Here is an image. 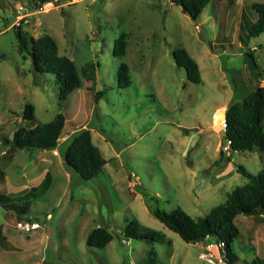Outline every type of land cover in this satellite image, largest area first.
I'll list each match as a JSON object with an SVG mask.
<instances>
[{"label": "rangeland", "instance_id": "obj_1", "mask_svg": "<svg viewBox=\"0 0 264 264\" xmlns=\"http://www.w3.org/2000/svg\"><path fill=\"white\" fill-rule=\"evenodd\" d=\"M261 2L211 0L193 21L169 0H62L34 11L29 0H0V194L25 202L29 189L50 174L47 189L27 198L34 227H19L27 220L0 204V264H146L151 250L157 264L221 263L216 246L186 243L152 211L180 207L203 217L248 182L239 166L252 174L264 169V151L221 157L223 140L213 128L217 106L227 114L231 104L264 86V32L248 35L257 18L252 4ZM17 27L27 38L53 37L59 54L75 63L81 88L61 101L56 77L36 72L18 54ZM121 36L125 54L115 56ZM179 47L197 63L199 83L177 66L172 52ZM121 63L129 69L128 86L117 77ZM99 91L104 94L95 99ZM27 104L34 107L31 121L22 119ZM57 114L66 122L56 149L5 144L11 132ZM83 130L105 159L90 180L63 161L70 140ZM132 220L160 238H126ZM235 224L234 264L264 259V216L238 214ZM96 227L112 234L104 248L87 245Z\"/></svg>", "mask_w": 264, "mask_h": 264}, {"label": "trees", "instance_id": "obj_2", "mask_svg": "<svg viewBox=\"0 0 264 264\" xmlns=\"http://www.w3.org/2000/svg\"><path fill=\"white\" fill-rule=\"evenodd\" d=\"M61 1L29 0V6L31 11H34L45 4ZM169 1L179 6L184 14L195 21L211 0ZM251 8L257 18L250 24L248 35L257 37L264 32V3H253ZM15 36L18 54L23 59L29 58L36 72L51 73L56 77L61 101L66 100L74 90L81 88L82 80L75 63L67 56L59 54L58 44L53 37L43 35L38 38H27L19 27L15 29ZM125 46V39L121 36L114 43V55H124ZM172 54L177 66L185 70L188 80L199 83L201 80L199 67L187 51L179 47L173 50ZM245 54L254 60L252 52H245ZM86 68H89L91 73L88 78L94 79L95 69L92 63H87ZM117 77L124 82V86L130 84L129 69L125 63L118 66ZM103 94V91L97 92L95 99H99ZM33 118L34 107L27 104L22 119L31 121ZM65 121L66 118L63 114H57L48 122L36 124L30 128L20 127L15 130L13 141L7 137L4 142L13 149H56ZM226 125V136L223 139L231 141L230 151H264V86L258 87L243 100L228 107ZM220 154L222 157L221 152ZM230 156L231 153L228 157L230 158ZM63 161L69 169L77 172L84 180L96 177L105 165V159L100 149L92 142L89 130L80 131L70 140L63 153ZM238 172L248 182L233 188L222 204L212 208L203 217L193 218L180 207L170 213L154 209L152 214L167 228L177 233L186 243L202 242L207 238H214L215 243L223 242L224 253L220 248H217L218 252L225 257L228 264H234L237 258L231 253L230 246L240 236L239 228L235 224L236 216L238 214L247 217L264 216V169L257 174H252L239 166ZM49 181L50 175L46 172L41 184L31 187L23 196L25 202L16 203L10 201L9 197L0 194V204L5 209L13 210L19 220L24 217V220L32 223L31 218L27 216L30 206V201L27 198H38L47 189ZM39 186L40 188H38ZM124 235L128 239H141L148 242H154L160 238L158 232L143 227L137 220H132L126 225ZM111 240L112 234L107 228L96 227L88 235L87 245L104 248ZM145 261L146 264H157L156 252L151 250ZM250 264H264V259L254 257Z\"/></svg>", "mask_w": 264, "mask_h": 264}, {"label": "built area", "instance_id": "obj_3", "mask_svg": "<svg viewBox=\"0 0 264 264\" xmlns=\"http://www.w3.org/2000/svg\"><path fill=\"white\" fill-rule=\"evenodd\" d=\"M225 121H223L220 124V128L224 131H226L227 125H226V119H224ZM230 145H231V141L229 139H223V143L221 144L220 147V152L224 153L227 157L230 155ZM3 155L5 154V152H1ZM18 226L21 228H25V229H30L32 227H34V224H30L29 222L26 223H18ZM206 241V246L205 249L206 250H211L214 246H216L217 248H220L222 250V252L224 253V243L223 242H218V243H212L208 241V238L205 240ZM221 263L220 264H228V262L226 261L225 257L223 255H221ZM211 262V261H210Z\"/></svg>", "mask_w": 264, "mask_h": 264}, {"label": "water", "instance_id": "obj_4", "mask_svg": "<svg viewBox=\"0 0 264 264\" xmlns=\"http://www.w3.org/2000/svg\"><path fill=\"white\" fill-rule=\"evenodd\" d=\"M226 119V113L222 110L218 111L215 115V119H214V130H217V133L219 135V138L221 140H223V138L226 136V131L222 130L220 128V122L221 120ZM9 140L13 141L14 140V132H11L10 136H9Z\"/></svg>", "mask_w": 264, "mask_h": 264}, {"label": "crops", "instance_id": "obj_5", "mask_svg": "<svg viewBox=\"0 0 264 264\" xmlns=\"http://www.w3.org/2000/svg\"><path fill=\"white\" fill-rule=\"evenodd\" d=\"M222 107L219 105V106H217L216 107V109H215V112H214V115H213V118H215V115H216V113L219 111V109H221ZM66 122V121H65ZM57 154V153H56ZM58 155V154H57ZM47 173H49V172H47ZM50 175V174H49Z\"/></svg>", "mask_w": 264, "mask_h": 264}]
</instances>
